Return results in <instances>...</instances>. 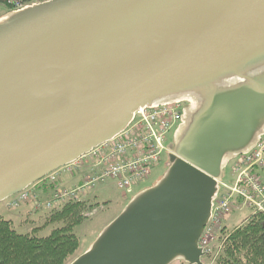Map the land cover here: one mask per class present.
Segmentation results:
<instances>
[{
    "label": "water",
    "instance_id": "1",
    "mask_svg": "<svg viewBox=\"0 0 264 264\" xmlns=\"http://www.w3.org/2000/svg\"><path fill=\"white\" fill-rule=\"evenodd\" d=\"M186 103L168 172L70 264H204L227 165L264 137V0H47L0 17V204Z\"/></svg>",
    "mask_w": 264,
    "mask_h": 264
},
{
    "label": "built area",
    "instance_id": "2",
    "mask_svg": "<svg viewBox=\"0 0 264 264\" xmlns=\"http://www.w3.org/2000/svg\"><path fill=\"white\" fill-rule=\"evenodd\" d=\"M45 0H0L6 10H21ZM186 103H175L160 107L140 108L128 128L112 142L104 144L75 163L46 176L44 179L6 201L7 209L33 204L34 209L52 210L69 202H81L94 187L112 180L125 196L133 195L140 184L145 183L153 169L168 152L171 135L180 126ZM231 165L235 181L233 185L218 181V196L213 204L212 216L200 237L207 261L216 264L227 237L213 246L218 231L224 222L237 211L251 209L252 217L264 216V137L257 146L246 154L233 159ZM88 172L86 180L73 189L60 186L63 172ZM50 192L47 200L42 194ZM97 210L87 213L92 217ZM223 231V230H222Z\"/></svg>",
    "mask_w": 264,
    "mask_h": 264
},
{
    "label": "trees",
    "instance_id": "3",
    "mask_svg": "<svg viewBox=\"0 0 264 264\" xmlns=\"http://www.w3.org/2000/svg\"><path fill=\"white\" fill-rule=\"evenodd\" d=\"M86 209L85 202L54 208L46 224H60L44 237L38 235L43 227L22 234L12 220L0 216V264H67L80 247L74 229L82 223ZM227 234L216 264H264L263 215L250 218Z\"/></svg>",
    "mask_w": 264,
    "mask_h": 264
},
{
    "label": "rangeland",
    "instance_id": "4",
    "mask_svg": "<svg viewBox=\"0 0 264 264\" xmlns=\"http://www.w3.org/2000/svg\"><path fill=\"white\" fill-rule=\"evenodd\" d=\"M6 13V10L0 6V17H2ZM175 133V132H174ZM174 133L171 135L170 142L173 141ZM168 163H169V154L166 152L161 159V162L153 169L150 178L143 184H140L135 189V194L125 196L123 193L116 187V183L112 180H106L103 183L97 184L93 191L89 192V194L82 198L81 202H85L87 204V209L83 213V221L82 223L74 229L76 235L80 239V247L76 254L67 262L70 264L79 256L84 254L92 245V243L97 239L100 233L104 230V228L112 222L126 207V205L140 192L145 189H148L158 183L163 176L168 172ZM67 172L61 173L60 177L62 179ZM68 176V175H66ZM69 177V176H68ZM235 181V177L233 175L231 165H227V167L223 171V182L228 185H233ZM20 207V206H19ZM27 207V206H26ZM5 202L0 204V209L4 210V217L9 220L12 218L9 213H12L14 210H6ZM18 208V207H17ZM28 210V208H27ZM93 210H97V212L92 217H86L87 213H91ZM18 211H21L20 209ZM25 212V209L23 210ZM29 211V214H28ZM27 216L29 218H33L34 221L31 224H28L25 221V227L33 229L42 228L38 235L41 237L48 236L54 228H56L60 223L55 225H47L46 219L50 216L52 210L47 211H37L34 208H30L28 210ZM253 211L249 208L244 209L242 211L234 212L223 224L222 227L226 226L224 229L218 231L217 239L214 241L213 246H219V244L223 241L225 237H228L227 233L232 232L235 228L244 225L247 220L252 216ZM14 224V223H13ZM46 225V226H45ZM15 226V225H14ZM23 226H15L16 230L19 233H28ZM225 230V231H224ZM29 231V232H31ZM207 261V258L204 259ZM174 264H180V262H176Z\"/></svg>",
    "mask_w": 264,
    "mask_h": 264
},
{
    "label": "crops",
    "instance_id": "5",
    "mask_svg": "<svg viewBox=\"0 0 264 264\" xmlns=\"http://www.w3.org/2000/svg\"><path fill=\"white\" fill-rule=\"evenodd\" d=\"M87 174L88 172L84 171V172H81V173H74V174H71V173H68V174H65V176L62 177L61 179V185L65 188H75L76 186H78L79 184H81V182H83L86 177H87ZM68 175V176H66ZM49 197V192H44L42 194V198L43 199H47ZM27 206V207H26ZM29 207L33 209V205L32 204H27V205H22L16 209H13L14 211H12V213H9L11 215L12 218H9V220H12L14 225L16 226H23L25 227V221H27L28 224H31L32 221H34L33 218H29L27 216V211L29 210ZM28 208V210H27ZM6 209V208H5ZM21 210V211H18V210ZM25 209V212L23 211ZM7 210V209H6ZM4 213V210L3 209H0V216L4 217L5 215L3 214ZM28 214H29V211H28ZM5 218V217H4ZM25 230L27 232L31 231V228L30 226L29 227H25Z\"/></svg>",
    "mask_w": 264,
    "mask_h": 264
},
{
    "label": "flooded vegetation",
    "instance_id": "6",
    "mask_svg": "<svg viewBox=\"0 0 264 264\" xmlns=\"http://www.w3.org/2000/svg\"><path fill=\"white\" fill-rule=\"evenodd\" d=\"M180 264H182V263L180 262Z\"/></svg>",
    "mask_w": 264,
    "mask_h": 264
}]
</instances>
